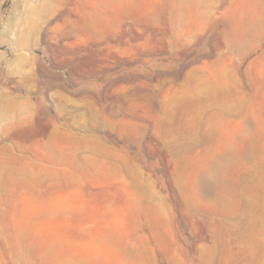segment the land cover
<instances>
[{
	"label": "rangeland",
	"instance_id": "1",
	"mask_svg": "<svg viewBox=\"0 0 264 264\" xmlns=\"http://www.w3.org/2000/svg\"><path fill=\"white\" fill-rule=\"evenodd\" d=\"M0 264H264V0H0Z\"/></svg>",
	"mask_w": 264,
	"mask_h": 264
}]
</instances>
